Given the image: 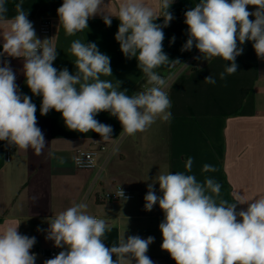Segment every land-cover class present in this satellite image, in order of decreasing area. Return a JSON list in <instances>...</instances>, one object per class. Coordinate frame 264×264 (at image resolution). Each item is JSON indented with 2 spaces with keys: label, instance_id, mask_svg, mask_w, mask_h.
Instances as JSON below:
<instances>
[{
  "label": "clouds",
  "instance_id": "9594fccd",
  "mask_svg": "<svg viewBox=\"0 0 264 264\" xmlns=\"http://www.w3.org/2000/svg\"><path fill=\"white\" fill-rule=\"evenodd\" d=\"M23 3L19 0L16 15L7 19L6 0H0V23L9 26L2 35L0 56L23 59L25 83L34 96L42 98V116L55 110L61 113L69 130L92 131L104 141L113 139V128L96 119L101 112L118 119L120 135L127 136L146 131L157 118L171 120V100L166 91L169 81L156 69L169 64L188 66L179 59L170 61L163 50V28L174 19L169 11L173 0H160L162 15L144 0H123L115 14L120 21L115 34L120 50L127 58H136L148 85L132 95L126 89L120 90L121 82L101 79L112 75L110 57L101 53L94 42L72 41L69 52L75 57V73L54 67L56 48L47 39L41 41L37 37ZM248 6H254L255 11H249ZM105 7L103 0H63L57 15L66 35L74 36L87 29L89 19L98 14L110 27L113 15L102 12ZM160 17L164 18L163 25L155 23ZM184 23L188 39L181 51L195 47L200 56L194 59L210 62L219 57L228 61L225 71L220 73L221 79L225 73L237 72L236 58L243 54L241 45L247 41L252 42L257 57L264 59V0H199L185 11ZM174 41L173 36L170 43ZM0 64V141L25 151L31 148L41 155L46 141L37 126V106L19 90L10 63ZM204 81L216 83L211 75ZM192 165L193 159L189 157L185 162L187 173ZM202 170L217 169L205 164ZM186 172L158 175L159 195L154 188L156 183H148L145 210L150 212L158 204L164 214L159 224L161 250L175 264H264V196L251 201L218 202L219 182L208 177L199 182L195 175ZM120 196L127 199L121 188ZM245 203L247 208L238 211V204ZM87 208L85 202L75 203L46 221V238L63 250L44 264H154L147 255L154 237L130 235L106 246V232L111 229L105 219L89 214ZM19 225L0 230V264L36 262V254L31 252L36 237L21 234Z\"/></svg>",
  "mask_w": 264,
  "mask_h": 264
},
{
  "label": "crops",
  "instance_id": "0c3cea01",
  "mask_svg": "<svg viewBox=\"0 0 264 264\" xmlns=\"http://www.w3.org/2000/svg\"><path fill=\"white\" fill-rule=\"evenodd\" d=\"M19 0H6L7 19L16 15L15 5ZM123 0H103L102 12L113 15L111 26H106L102 14L89 19L88 28L68 36L60 24L57 9L63 0H24L23 8L33 23L37 37L56 48L57 59L53 66L58 70L67 68L75 73L74 59L69 52L74 40L94 42L101 53L110 57L111 76H101L114 84L120 83V90L128 95L144 90L148 85L146 77L138 68L136 58H127L115 39L120 21L115 17ZM199 0H173L169 11L174 19L163 28L165 38L163 50L169 60L179 59L181 64L164 65L156 69L161 76L171 75L168 95L171 100V120L161 118L144 132L135 135H120L122 127L118 119L108 112H101L96 119L111 125L112 138L102 140L99 134L89 131L80 133L69 130L61 113L50 110L40 114L41 97L34 96L25 83L23 59L4 54L0 61H8L16 74L19 90L32 98L37 106L38 127L45 136L46 146L41 155L29 148H16L11 160L6 158V141H0V230L20 224L18 231L29 237H36V248L55 247L45 238L46 222L75 203L85 202L87 212L105 219L111 229L106 232L105 244H117L124 237L139 235L154 237L147 255L154 264H175L170 255L161 250L162 234L159 224L164 214L155 205L152 211L144 208V197L148 183H156V177L163 173L186 172L185 162L191 157L190 173L197 181L206 177L221 184L217 201L229 203L237 200L251 201L264 196V59L258 58L252 42L247 41L243 54L236 58L237 72L225 71L228 61L212 58L210 62L200 56L195 47L181 51L186 43L187 25L184 13ZM158 15H162L160 0H144ZM255 11L254 6H248ZM44 17L52 19L49 34L40 32ZM254 19V17H250ZM155 23L163 25L164 18ZM9 30L0 23V52L3 51V34ZM174 43H170L172 37ZM2 66V64H0ZM213 76L215 84L204 81ZM100 149L98 166L79 168L73 156L80 149ZM213 165L215 172H204L203 165ZM122 185L135 194L132 198L107 200L106 190ZM159 195V184H154ZM35 197V199H34ZM247 208V203L238 204L237 210ZM38 229H40L38 231ZM36 254L35 264H44L50 257ZM115 259V257H113Z\"/></svg>",
  "mask_w": 264,
  "mask_h": 264
},
{
  "label": "built area",
  "instance_id": "2783aa9c",
  "mask_svg": "<svg viewBox=\"0 0 264 264\" xmlns=\"http://www.w3.org/2000/svg\"><path fill=\"white\" fill-rule=\"evenodd\" d=\"M51 28H52V19L50 17H44L40 23V32L42 34H49L51 32ZM163 77H165L166 79H168V81H170L172 76L168 75V76H163ZM166 91L168 92V88L166 89ZM104 148H105V146L103 145L97 149H80V150H78L73 156L74 164L79 168H95V167H97L100 149H104ZM14 149H15V147H10L8 145L6 146V158L8 161L11 160ZM77 161H79V163H77ZM120 188L123 190L125 197L132 198L135 196V194L132 190H130V189H128L122 185H116V186L106 190L103 194V197L107 200H122V199H124L123 197L120 196ZM94 216H96V215H94ZM96 217L99 218L98 216H96ZM45 238H46V232H45ZM62 250L63 249L57 248V247H51V248L44 247V248L38 249L35 246H33V248L31 249V252L32 253L37 252L43 256L54 258V256L57 255Z\"/></svg>",
  "mask_w": 264,
  "mask_h": 264
}]
</instances>
